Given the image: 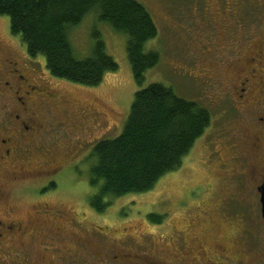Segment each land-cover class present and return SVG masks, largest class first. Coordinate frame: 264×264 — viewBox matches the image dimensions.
I'll list each match as a JSON object with an SVG mask.
<instances>
[{"label": "flooded vegetation", "instance_id": "1", "mask_svg": "<svg viewBox=\"0 0 264 264\" xmlns=\"http://www.w3.org/2000/svg\"><path fill=\"white\" fill-rule=\"evenodd\" d=\"M257 3L264 9V0ZM242 5L232 0L215 10V37L208 44L203 39L198 43L203 52L195 65H200L197 79L215 115L212 157L219 178L234 186L216 208L221 218L217 221L224 220L226 229L207 242L198 237L203 227L190 240L175 232L159 238L164 244L160 249L151 248L147 234H113L104 224L105 213L53 207L42 194L35 196L38 206L32 214L17 215L15 207L1 209L14 186L57 177L64 160L75 151L80 154L86 141L79 138L73 144L70 139L86 129L87 110L70 103L38 69L35 58L15 45L6 47L8 39L0 36V264H40L45 253L50 254L49 264H264V15L251 16L240 10ZM57 155L59 161L52 158ZM209 211L201 208L199 213ZM204 216L220 228L211 215ZM250 217L257 219L261 239L255 251L248 244ZM49 218L52 242L45 250H34L30 242Z\"/></svg>", "mask_w": 264, "mask_h": 264}, {"label": "rangeland", "instance_id": "2", "mask_svg": "<svg viewBox=\"0 0 264 264\" xmlns=\"http://www.w3.org/2000/svg\"><path fill=\"white\" fill-rule=\"evenodd\" d=\"M145 7L157 27V37L145 46V52L154 51L159 55V63L145 73L142 89L151 84H159L171 89L174 94L188 102H195L207 110H212L207 100L204 99L200 81L197 79L200 65L199 54L202 55L203 47L198 43L215 37L213 25L216 24L215 10L223 2L232 0H135ZM243 3L240 10L244 9L251 16L264 15L263 7H259L257 0H234ZM98 32L105 45L106 54L111 57L118 69L116 72L107 73L104 80L97 87H86L63 80L55 79L47 72L44 59L35 58L38 69L42 71L49 82L62 90L70 103L76 101L87 110L84 113L86 129L74 132L71 143L75 144L79 138L86 141L85 148L72 158L64 160V169L57 177H44L36 180L30 186L24 187L22 183L14 186L12 195L6 200L1 209L15 207L18 215L32 214L37 201L36 197L46 198L48 205L72 211L89 213L92 208L89 201L100 188H92L91 163L88 160L90 151L95 143L101 140H111L118 137L129 116L130 107L135 93L141 88L133 79L131 66L127 58V36L114 31V29L98 19L96 12L88 14L82 22L68 30V40L74 57L85 60L92 57L96 39L93 33ZM0 36L8 39L9 44L26 52L24 45L10 34L9 20L0 16ZM205 44V45H207ZM197 69V70H196ZM50 77V78H49ZM207 101V102H206ZM92 106V107H90ZM209 111V110H208ZM214 112V111H213ZM211 115L210 126L204 135L199 138L190 152L183 158L182 165L175 171L163 176L154 186V189L142 193L131 194L117 199H110V206L106 209L105 226L111 227L115 235L132 234L136 237L146 235L152 242V249L163 247L159 238H165L183 232L186 240L195 237L203 227L206 233L201 232V237L206 242L215 239L222 230L226 229V222L221 220L220 212L216 211L219 203L225 197L227 189L234 192V186L219 178L220 170L212 157V143H214V117ZM217 115V114H216ZM86 135L85 137H82ZM59 161L58 155L52 156ZM232 179V178H231ZM223 192V195L220 192ZM219 193V195H218ZM5 198L3 199L4 203ZM85 207V208H84ZM202 209H209L206 214L199 213ZM211 215L220 226L209 224L207 217ZM148 215L161 217L160 224L152 223ZM204 217V218H203ZM257 219H246L249 229L248 244L252 251L260 245L259 227ZM103 224V222H98ZM194 227L191 230L189 224ZM53 223L51 218L42 221V233L31 243L30 247L45 250L52 242L51 234ZM56 238L54 237V240ZM125 239V238H124ZM126 239L124 240V242ZM147 244V241L144 242ZM168 245V240L165 242ZM128 246H132L128 241ZM141 252V247H135ZM40 264H49L50 254L40 256Z\"/></svg>", "mask_w": 264, "mask_h": 264}, {"label": "trees", "instance_id": "3", "mask_svg": "<svg viewBox=\"0 0 264 264\" xmlns=\"http://www.w3.org/2000/svg\"><path fill=\"white\" fill-rule=\"evenodd\" d=\"M91 12L100 22L127 36V58L135 84L142 87L145 73L159 63L157 52H145L157 37V27L143 5L135 0H0V16L9 20L10 34L17 37L31 58L41 56L55 79L97 87L118 65L106 54L98 32L92 57L77 60L68 30ZM210 112L203 106L177 97L159 84L138 90L121 134L101 140L90 151L92 188L101 183L89 201L104 213L110 199L142 194L154 189L166 174L177 170L183 158L210 126ZM154 224L161 217L149 215Z\"/></svg>", "mask_w": 264, "mask_h": 264}, {"label": "water", "instance_id": "4", "mask_svg": "<svg viewBox=\"0 0 264 264\" xmlns=\"http://www.w3.org/2000/svg\"><path fill=\"white\" fill-rule=\"evenodd\" d=\"M263 189H264V186H263ZM261 203H262V206H263V212H264V195L262 196Z\"/></svg>", "mask_w": 264, "mask_h": 264}]
</instances>
